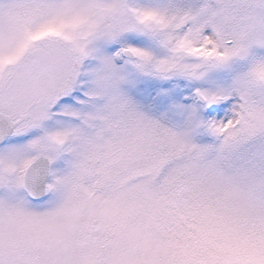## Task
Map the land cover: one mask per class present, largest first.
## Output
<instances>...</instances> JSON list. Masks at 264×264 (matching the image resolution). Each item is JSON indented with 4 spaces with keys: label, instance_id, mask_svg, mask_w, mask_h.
<instances>
[{
    "label": "snow or ice",
    "instance_id": "obj_1",
    "mask_svg": "<svg viewBox=\"0 0 264 264\" xmlns=\"http://www.w3.org/2000/svg\"><path fill=\"white\" fill-rule=\"evenodd\" d=\"M0 264H264V0H0Z\"/></svg>",
    "mask_w": 264,
    "mask_h": 264
}]
</instances>
